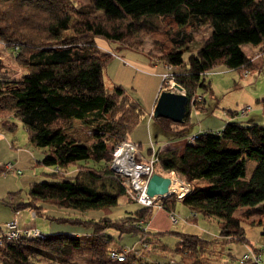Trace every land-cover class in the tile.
Listing matches in <instances>:
<instances>
[{"label": "trees", "instance_id": "obj_1", "mask_svg": "<svg viewBox=\"0 0 264 264\" xmlns=\"http://www.w3.org/2000/svg\"><path fill=\"white\" fill-rule=\"evenodd\" d=\"M73 16L76 19L69 24ZM206 25L209 30L197 37L195 45L196 30ZM69 27L73 33L64 36ZM97 36L134 48L150 37L158 49L157 58L179 67L172 77L189 98L184 118L174 121L152 114L166 136H176L187 130L191 106H202L197 88L210 89L205 74L213 65L223 62L240 72L257 65L255 53L246 52L242 43L257 46L262 56L264 0H0V40L21 66L16 76L0 72V117L8 121L9 115L17 116L29 140L44 146L40 162L54 165L53 177L33 181L27 198L11 202L16 211L28 207L37 215L44 203L110 211L127 192L125 175L111 167L107 139L113 144L126 138L142 107L121 84L105 83L103 69L111 52L98 44ZM74 117L90 125L91 141L64 131ZM156 156L154 170H159L157 165L172 168L190 183L180 198L174 192L161 197L163 206L171 209L180 199L191 209V218L217 217L219 235L225 239L248 242L244 220L260 223L264 233V123L226 120L216 130L198 131L182 150L164 145ZM245 156L256 159L249 175ZM70 165L74 172L66 174ZM152 206L143 204L119 218L58 216L87 229L4 237L0 264H168L145 263L141 254L131 253L121 260L109 254L110 248L120 245L110 244L105 227L140 230L143 238L148 230L142 221ZM173 232L180 235L173 247L180 259L202 264L210 239Z\"/></svg>", "mask_w": 264, "mask_h": 264}, {"label": "rangeland", "instance_id": "obj_2", "mask_svg": "<svg viewBox=\"0 0 264 264\" xmlns=\"http://www.w3.org/2000/svg\"><path fill=\"white\" fill-rule=\"evenodd\" d=\"M151 18L157 23L161 22L157 16H151ZM75 19V16H73L69 24ZM208 30V25L202 30H196L195 45L199 42L197 37ZM72 33L71 27L65 29L63 32L64 36L71 35ZM144 38L141 47L127 48V52L119 49V47L116 49L115 46L113 47L114 51L108 49L112 43L104 37L97 36L96 40L102 48L106 47L101 44L109 46L106 49L111 52V57L108 58L103 69L105 83L121 84L129 97L140 102L142 112L139 114L136 122L127 131L126 138L136 142L141 153L145 158H148L150 155L149 146H151L150 138L153 140V145L158 147L162 143V139L166 137L165 131L159 128L151 114L156 90L159 89L164 74L167 76L161 88L176 90V87L173 85L176 81L172 77V74L180 69L178 66H172L168 63L164 64L162 61L156 60L157 47L153 46L150 37ZM119 45L126 44L120 42ZM242 47L246 52H250L252 49L248 42H243ZM3 49L4 54L8 55L7 61L10 63V67L13 65L9 71L10 76L19 75L21 66L10 57L9 49ZM149 50H152V54L149 53ZM253 50L252 52L255 53L257 48ZM187 54L188 52L185 51V58ZM150 56L154 59H150ZM256 57L254 61L258 59L260 64L255 65L245 74L240 72L238 68L229 67L223 62L216 63L206 72L205 80L209 82L210 89L198 86L197 93L203 98L201 101L202 106H191L189 112L190 123L187 126V130H216L217 127L215 126L224 123L226 120L248 121V119H251L250 117L253 112H260L258 109L259 100L264 94V52H262V56ZM13 70H16V72ZM182 90L185 91V88L183 87ZM245 104L252 105V108L243 114L231 111L239 110ZM258 118L264 120V113ZM63 129L81 140L91 141L90 125L78 118H73L71 123ZM184 139L187 140L186 135H184ZM107 141L111 152V148L115 142L112 144L110 138ZM43 152L44 146L33 144L29 140L26 127L17 116L13 114L9 115L8 121H4L0 117V163L10 160L14 162L16 168L20 169V172H16L14 169L0 172V223L10 219L15 212L10 201L27 198L30 183L53 177L54 174L50 172L54 169V165L40 162ZM245 160L246 175H248L255 165L256 159L245 156ZM73 167L74 165L68 166L64 172L66 174L74 172V169L72 170ZM157 169L161 170L158 165ZM140 206L142 204L127 191L125 194L119 196L118 203L112 206L110 211H105L103 208L79 210L56 206L52 203H44L42 211L38 212L35 217L30 215L29 208H20L19 220L21 223L37 226L41 232H52L59 226H62L65 230H69L68 226L70 225L83 226L79 223H69L67 220L56 218L58 216L68 215L82 218H99L102 215H107L112 218H119ZM186 206L181 200H175L174 213L178 220L170 223V232L160 233L161 240L167 242V244H172L175 240L172 241L173 238L171 239V236L174 235L172 231L176 230L197 233L199 236L210 239L209 246L204 250L202 264H237V257L249 245L246 244L245 248L244 241L223 238L219 235L217 217L212 216L204 219L202 215L198 214L197 218H191L192 211L186 208ZM155 210L156 206H154ZM51 215L55 217H51ZM185 224L189 225L188 229H182V226ZM242 225L244 227L243 234L248 239L249 244L250 242L254 244L256 241L264 243V233L261 232L260 223L244 220ZM104 230L110 236L111 245L133 246V243L137 242V240V246L141 245L139 239L141 237L140 230H120L112 225H107ZM147 235H149V232L146 233ZM159 247L156 246L154 250L156 253L159 251ZM174 252V250L168 253L165 251L163 258H171V253ZM141 259L145 263H151V261H147L145 258L141 257ZM260 259L261 264H264V250H261Z\"/></svg>", "mask_w": 264, "mask_h": 264}, {"label": "built area", "instance_id": "obj_3", "mask_svg": "<svg viewBox=\"0 0 264 264\" xmlns=\"http://www.w3.org/2000/svg\"><path fill=\"white\" fill-rule=\"evenodd\" d=\"M259 56L258 52H255V55ZM249 69H244L243 73L245 74ZM252 105L245 104L240 107L237 112L240 114L245 113L250 110ZM198 131L187 133L186 138L188 142H193L194 138L197 136ZM126 142L127 148L124 149L123 155L118 158L117 153L115 151V147L118 143ZM129 143V144H128ZM152 145V144H151ZM151 153L148 158H145L144 155L138 148V144L130 139L123 138L116 142L111 148V167L113 170L122 173L125 175V183L127 186V191L131 193L134 198L144 205H162V200L160 195H149L146 192V183L149 175L154 171V162L157 159L156 150L153 146H151ZM128 166H125V165ZM0 169L2 172L8 169H14L16 172H20L19 168H16L14 162L8 160L0 163ZM170 179L172 177L178 178L181 182L182 189L175 190L170 189L171 192L176 193L178 198L182 197L190 188V183L188 181L183 180L178 173L174 169H168ZM167 194V195H168ZM30 215L35 217L36 213L34 209L30 210ZM170 217L173 221H177L178 218L174 211H170ZM21 233H25L27 235H42L41 230L31 224L26 226H21L15 218L8 219L3 222L2 228L0 227V243L2 239L5 237L6 239H14L21 235ZM149 247V242L146 240L141 241V245L139 246H128V245H120L119 247H112L109 250V254L117 258L119 260L124 259L128 254H141L145 248ZM264 249V243L261 241H256L254 246L248 247L244 250L238 257L239 264H259L260 262V252Z\"/></svg>", "mask_w": 264, "mask_h": 264}, {"label": "crops", "instance_id": "obj_4", "mask_svg": "<svg viewBox=\"0 0 264 264\" xmlns=\"http://www.w3.org/2000/svg\"><path fill=\"white\" fill-rule=\"evenodd\" d=\"M108 40L112 43L111 47H109L107 45H104V44H101V45H103L106 48L109 47L108 49H110L112 51H114L113 50L114 46H115L116 49H117V47H119V49L124 50L125 52H127V48H131V46H129V45H119L120 42L118 40H115V39H108ZM256 47L257 46H252L251 45V48H252L251 51L254 48H256ZM3 48L7 49L4 46L3 42L0 40V72H9L13 65H11V67H10V63L7 61L8 55L4 54V52H3L4 49ZM149 58L152 59V60L154 59L151 56ZM155 58H156V60H159L157 57H155ZM8 59L10 60V58H8ZM253 62L256 63L257 65L260 64L258 59H256V61H253ZM13 71L16 72V70H13ZM161 87H162V84L160 83L159 89L156 90V96H157L159 90L161 89ZM156 96H155V99H156ZM261 97H264V94ZM261 97H260V100H259L260 102H259V105H258V109H259L260 112L259 113L258 112H253L252 116L250 117L251 119H248V121H245V122L257 121V122L264 123V120H260L258 118V117H261L262 114L264 113V102L261 99ZM155 99H154L152 105H154ZM152 109H153V107H152ZM222 124L223 123L217 124L215 127H217V129H218V128H220L222 126ZM178 126L180 127L181 125H178ZM197 131H201V130H197ZM191 132H195V131L186 130L185 133H183V134H179V135H176V136H166V137H164L162 139L163 141L158 147H155L153 145L152 138H150V143L152 144L151 146H153L155 150L159 149L160 147H162L164 145H166V146H176L179 150H182V148H183V146H184V144L186 142V140L184 139V135H186L187 133H191ZM139 150H140V148H139ZM73 169H74V167L72 168V170ZM158 171L160 173H162V174H166V175L169 174L168 169L161 168V170H158ZM12 201H14V199ZM12 201H10V203ZM154 206H156V210L155 211H154ZM24 208H28V207H24ZM186 208L190 209L187 206H186ZM170 211H175L174 204H173L171 209H169V208H167V207H165L163 205H161V206L153 205L151 207L149 215L142 221V226L145 227L148 230L149 235H147V236L145 235L143 238L139 237V239H140V241L141 240L148 241L149 242V247L145 248L142 251L141 257L145 258L147 261H151V263L162 261V262H165V263H168V264H188L183 259H180V253L179 252H177L174 249H172L174 247L173 245H175L174 243H176L177 239L180 237V235L178 233L174 232V235L171 236V239L173 238L172 241L175 239L174 242H172V244H169V243L167 244V242L162 241L161 238H160V233L161 232H167V231L170 232L171 231L170 230L171 228H169L170 227V223L176 222V221H173L171 219ZM19 214H20V209H18L17 211L15 210L14 214L10 217V219L15 218V219H18V221H20L19 220ZM202 218L205 219L206 217L202 216ZM197 220H199V219H197ZM0 224H2V223H0ZM21 224L22 225H29L27 223H21ZM188 226H189L188 224H185V225L182 226V229H188L187 228ZM64 227H66V226L64 225ZM68 227H69V231L75 232V233H78L80 231H85V229H86V228L84 229L81 226H73V225H70ZM60 230H65V229L62 228V226H59L58 228H56L55 231H60ZM55 231H52V232H55ZM137 243H138V240H137V242H134L133 244L135 246H137ZM246 243H248V242H245V248H246ZM155 245L156 246H160L158 248V250L160 252L157 251V253H156L154 251L155 248H156ZM171 250L175 251L174 253H171L172 257L169 258V259L168 258H163L165 256L163 253L165 251H167V253L171 252ZM160 259H164V260H160Z\"/></svg>", "mask_w": 264, "mask_h": 264}, {"label": "water", "instance_id": "obj_5", "mask_svg": "<svg viewBox=\"0 0 264 264\" xmlns=\"http://www.w3.org/2000/svg\"><path fill=\"white\" fill-rule=\"evenodd\" d=\"M175 89L161 88L156 96L152 114L154 116L163 115L174 121H181L186 113L188 95L183 91V86L174 82ZM170 176L154 170L148 177L146 192L149 195L165 196L170 192Z\"/></svg>", "mask_w": 264, "mask_h": 264}, {"label": "bare ground", "instance_id": "obj_6", "mask_svg": "<svg viewBox=\"0 0 264 264\" xmlns=\"http://www.w3.org/2000/svg\"><path fill=\"white\" fill-rule=\"evenodd\" d=\"M173 85H174V83H173ZM124 149H128L126 142H122V144L120 145V147L116 151L118 158L123 155ZM125 166H128V165L126 164ZM169 189L181 190L182 186H181L180 180L178 178L172 177L171 182L169 184Z\"/></svg>", "mask_w": 264, "mask_h": 264}]
</instances>
